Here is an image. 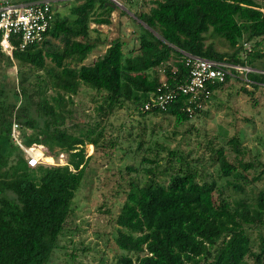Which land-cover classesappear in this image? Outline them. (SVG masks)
I'll use <instances>...</instances> for the list:
<instances>
[{"label": "trees", "instance_id": "1", "mask_svg": "<svg viewBox=\"0 0 264 264\" xmlns=\"http://www.w3.org/2000/svg\"><path fill=\"white\" fill-rule=\"evenodd\" d=\"M57 2L65 11L52 7L53 20L39 45L14 49L11 58L0 52V65L15 68L8 92L12 100L0 85V264L50 262L83 180L89 158L84 147L96 151L116 144L104 135L116 109L131 106L141 117L167 115L179 125L202 113L230 81L207 83L198 99L189 101L178 90L189 77L185 55L264 72V0H155L146 11L133 14L140 24L133 21L135 35L125 53V41L115 37L104 43L96 28H90L110 24V14L117 10L112 3ZM212 38L223 41L229 52L217 51ZM101 43L106 46L103 53L85 63ZM246 79L240 91L255 104V92L264 90V74L250 73ZM81 88L93 93L94 118L68 131L65 122L71 111L66 106ZM47 91L52 95L46 96ZM159 93H172L162 108L150 101ZM13 125L22 145L41 146L51 160L63 154L65 164L28 167L12 140ZM226 146L232 156L218 147L212 161L225 187L239 194L242 184L261 180L264 172L261 164L241 159L238 138L230 137ZM167 157L168 167L157 173L144 169L150 177L130 180L122 192L113 242L124 254L110 264H247V259L264 264V237L258 234L255 245L249 235L264 228V190L257 192L254 203L227 200L215 181L202 179L181 154L168 151ZM155 161L142 157L141 164ZM169 169L172 173L167 174Z\"/></svg>", "mask_w": 264, "mask_h": 264}, {"label": "rangeland", "instance_id": "2", "mask_svg": "<svg viewBox=\"0 0 264 264\" xmlns=\"http://www.w3.org/2000/svg\"><path fill=\"white\" fill-rule=\"evenodd\" d=\"M7 1L25 3L23 0ZM115 1L117 10L110 15V24L105 27L90 25V28H96L99 39L104 40V43L115 37L125 41V53L130 49L132 37L135 35L133 21L140 24L133 14L146 11L155 0ZM64 7L65 5L58 2L53 5L54 10L58 12L65 11ZM210 41L217 51L229 52L223 41L216 38ZM104 43L98 45L99 51L96 49L98 47L93 49L94 54L101 53L105 48ZM89 56L88 61L93 60ZM0 67V85L8 94L10 81L15 77V68L5 65L2 67V64ZM240 82H227L201 108L202 113L179 125L167 115L148 114L141 117L131 106L129 109L126 106L116 109L104 131L105 140L115 139L116 144L111 148L104 147L96 151L88 145L84 147L85 157L89 158L83 180L74 195L72 211L48 264H110L117 256L124 254L113 242L114 218L124 199L122 192L127 189L130 180L144 182L150 177L149 174H144V169L153 168V172L157 173L161 168L168 167V151L181 154L205 181L214 180L216 187L227 200L234 198L254 203L257 192L264 190V176L255 183L242 184V192L234 194L225 187V180L218 178V164L212 161L215 157L213 151L218 147H221L228 157L232 156L226 141L235 136L244 152L242 158H239L245 162L261 164L264 172V90L258 89L255 92L254 104L240 91ZM245 89L252 91L250 87ZM48 95H52V92L47 91L46 96ZM7 97L11 99L9 94ZM92 97V91L85 88H81L79 94L72 97L73 104L66 106L71 111L65 122L68 131L73 132L92 121ZM41 123V120H38V124ZM25 133L29 134L30 130H25ZM139 141L141 145L137 148ZM142 157L156 161L153 164H141ZM61 160L42 158L43 164L49 165L55 162L64 163L65 157ZM126 168H132L134 172L127 171ZM176 168L177 164L174 163L173 169ZM166 173L170 174L172 170L169 169ZM260 232H249L255 245L258 234L264 237V228ZM250 262L249 259L246 260L247 264Z\"/></svg>", "mask_w": 264, "mask_h": 264}, {"label": "built area", "instance_id": "3", "mask_svg": "<svg viewBox=\"0 0 264 264\" xmlns=\"http://www.w3.org/2000/svg\"><path fill=\"white\" fill-rule=\"evenodd\" d=\"M108 1L114 6L117 4L115 0ZM56 2L57 0H40L13 3L0 0V52L11 58V52L14 49L23 50L30 45H39L53 20L52 7ZM244 47H247V45H244ZM184 58V64L189 69V77L178 90L183 95H187L189 101L198 99L207 83L213 81L224 83L226 79H229V82L232 80L247 82L246 77L250 73L264 74V72L254 71L246 65L234 64L224 60H208L190 55H185ZM171 100L172 93H159L155 98H150L151 102L161 108ZM148 105V103L144 104L143 108L147 109ZM185 111L191 117L190 110L186 108ZM11 137L14 144L22 151L28 167L33 168L43 163L42 158L45 156L42 147L38 145L25 147L22 145L15 125L11 128ZM63 158L64 155L60 154L58 161H62ZM57 164L64 165L65 162H58Z\"/></svg>", "mask_w": 264, "mask_h": 264}, {"label": "crops", "instance_id": "4", "mask_svg": "<svg viewBox=\"0 0 264 264\" xmlns=\"http://www.w3.org/2000/svg\"><path fill=\"white\" fill-rule=\"evenodd\" d=\"M114 12H115V10H114L112 13H114ZM112 13H111L110 15H112ZM100 27H105V25H102V26H100ZM107 41H109V40H107ZM103 47L106 48V46H103ZM105 48H104L103 50L101 49L102 51H100V52H101L100 54L103 53V51L105 50ZM99 49H100V47L97 48V50H99ZM96 53H97V52H96ZM98 53H99V52H98ZM94 55L96 56V55H99V54H94V52H92V53L90 54L89 57H90L91 59H93V58H95ZM89 61H90V60H89ZM89 61H88V58H87V60H85V63H86V62H89ZM49 159H50V158H49ZM50 160H51V159H50Z\"/></svg>", "mask_w": 264, "mask_h": 264}, {"label": "clouds", "instance_id": "5", "mask_svg": "<svg viewBox=\"0 0 264 264\" xmlns=\"http://www.w3.org/2000/svg\"><path fill=\"white\" fill-rule=\"evenodd\" d=\"M113 5V4H112ZM114 6V5H113ZM114 7H116V6H114Z\"/></svg>", "mask_w": 264, "mask_h": 264}]
</instances>
